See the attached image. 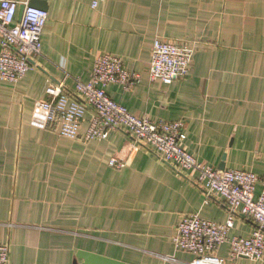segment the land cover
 <instances>
[{
    "label": "crops",
    "instance_id": "obj_1",
    "mask_svg": "<svg viewBox=\"0 0 264 264\" xmlns=\"http://www.w3.org/2000/svg\"><path fill=\"white\" fill-rule=\"evenodd\" d=\"M46 3L39 67L16 84L0 80V245L9 264H74L78 251L122 264L190 262L174 249L179 219L197 213L224 223L223 203L204 205L188 179L123 131L89 143L58 136L41 126L36 103L51 85L72 92L75 79L89 83L96 58L114 56L141 81L129 92L105 87L111 100L135 117L183 123V148L203 165L264 176V0ZM155 39L193 47L185 78L149 80ZM112 159L124 167H110ZM253 230L237 216L228 236ZM216 255L227 259V244ZM228 264H264V252Z\"/></svg>",
    "mask_w": 264,
    "mask_h": 264
},
{
    "label": "built area",
    "instance_id": "obj_2",
    "mask_svg": "<svg viewBox=\"0 0 264 264\" xmlns=\"http://www.w3.org/2000/svg\"><path fill=\"white\" fill-rule=\"evenodd\" d=\"M29 1L0 0V80L9 84L18 83L28 71L38 68L37 59L42 56L41 34L47 12L29 7ZM19 6L23 7L20 17ZM193 53L192 46L155 39L151 47L149 80L170 84L185 78L192 66ZM140 81V75L126 71L119 58L98 56L89 83L75 79L72 92L66 91L62 83L46 88L49 99L36 103L40 124L64 139L79 138L83 143L103 140L111 131H123L133 144L150 149L161 162L188 179L203 193L204 205L211 200L222 202L227 212L224 223L208 221L197 213L179 219L173 237L174 249L193 257L190 262L182 264L261 260L264 252V176L199 163L183 148V123H155L147 117H135L111 100L104 90L109 85H118L129 92ZM86 112L91 117L85 133L80 134ZM108 165L115 169L124 167V163L116 159L110 160ZM192 171L197 177L191 180L187 174ZM258 185L260 191L256 194ZM237 216L253 223L254 230L249 237L228 236ZM224 244L228 246L227 259L216 255ZM0 264H9L5 245H0Z\"/></svg>",
    "mask_w": 264,
    "mask_h": 264
},
{
    "label": "water",
    "instance_id": "obj_3",
    "mask_svg": "<svg viewBox=\"0 0 264 264\" xmlns=\"http://www.w3.org/2000/svg\"><path fill=\"white\" fill-rule=\"evenodd\" d=\"M28 6L45 12L47 11L46 1L31 0L29 1ZM22 10L23 7L19 6L18 17H20ZM78 261H81L82 264H122L118 261L109 259L107 257H103L86 251H78L76 253L74 264H78Z\"/></svg>",
    "mask_w": 264,
    "mask_h": 264
}]
</instances>
